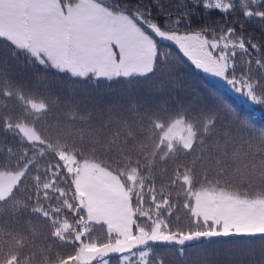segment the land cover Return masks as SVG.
Masks as SVG:
<instances>
[{"label":"snow or ice","instance_id":"6c2138e0","mask_svg":"<svg viewBox=\"0 0 264 264\" xmlns=\"http://www.w3.org/2000/svg\"><path fill=\"white\" fill-rule=\"evenodd\" d=\"M182 58L264 110V0H0V264H264V126Z\"/></svg>","mask_w":264,"mask_h":264},{"label":"trees","instance_id":"16d2710c","mask_svg":"<svg viewBox=\"0 0 264 264\" xmlns=\"http://www.w3.org/2000/svg\"><path fill=\"white\" fill-rule=\"evenodd\" d=\"M212 19L213 20L216 19L215 13L212 14ZM249 30L251 31V29H249ZM256 35L259 38L258 32L256 33ZM176 66H177V70H178L181 78L184 80L186 85H188L190 88L199 90L200 92H202L208 96H211V97H221V98L226 99V100L230 99L231 101H234L235 105L239 109L242 110V114L249 117L258 126H264V110H261L258 107L255 108L254 110L250 109L248 107H245L241 102L237 101L235 98H233L229 93H227L221 87H218L217 85H214L213 83H211L207 80L205 81L204 78L198 72H196L190 65H188L186 62H184V60H182V62H181V60H177ZM183 72L193 74L197 78L196 85L194 83L193 77L188 76V75H184ZM197 73L201 77H199ZM109 83H111V82L101 81L99 90L101 92L108 91ZM89 84L94 85L95 81H90ZM115 87H117V86L115 84H113V88H115ZM163 99H168V96L165 94V96L162 98V102H163ZM191 251L196 252L197 250L193 249ZM112 264H119L117 256H115V255H112Z\"/></svg>","mask_w":264,"mask_h":264},{"label":"rangeland","instance_id":"374dc122","mask_svg":"<svg viewBox=\"0 0 264 264\" xmlns=\"http://www.w3.org/2000/svg\"><path fill=\"white\" fill-rule=\"evenodd\" d=\"M182 60H184V62H186L188 65H190L194 69V67L191 65L190 61L187 60V58H182ZM195 71L198 72L204 78L205 81L207 80V81L213 83L214 85H217L218 87H221L227 93H229L233 98H235L237 101L241 102L245 107H248V108L252 109V107L250 105H248L246 103H243L242 99L240 97L236 96L234 93H232L225 85H223V83L221 81H219L218 79H216V78H214V77H212L210 75H207V74H205V73H203L201 71H198V70H195ZM183 74L193 77L194 83L196 85L197 78L193 74L185 73V72H183ZM199 74H198V76L201 77ZM113 255L117 256V254H113Z\"/></svg>","mask_w":264,"mask_h":264}]
</instances>
